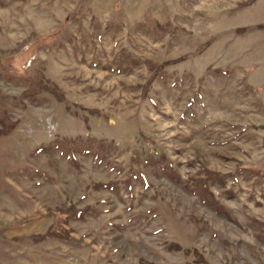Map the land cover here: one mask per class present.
I'll return each mask as SVG.
<instances>
[{
  "label": "rangeland",
  "instance_id": "374dc122",
  "mask_svg": "<svg viewBox=\"0 0 264 264\" xmlns=\"http://www.w3.org/2000/svg\"><path fill=\"white\" fill-rule=\"evenodd\" d=\"M0 264H264V0H0Z\"/></svg>",
  "mask_w": 264,
  "mask_h": 264
}]
</instances>
